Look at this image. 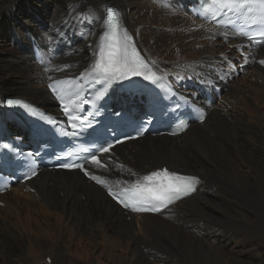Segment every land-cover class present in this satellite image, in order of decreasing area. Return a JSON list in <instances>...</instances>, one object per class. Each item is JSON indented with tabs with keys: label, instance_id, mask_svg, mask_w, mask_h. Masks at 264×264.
I'll use <instances>...</instances> for the list:
<instances>
[{
	"label": "bare ground",
	"instance_id": "bare-ground-1",
	"mask_svg": "<svg viewBox=\"0 0 264 264\" xmlns=\"http://www.w3.org/2000/svg\"><path fill=\"white\" fill-rule=\"evenodd\" d=\"M186 2L0 0V98L14 90L58 113L46 85L93 70L113 5L152 71L206 115L180 136L116 147L107 169L90 167L101 183L40 169L11 186L0 195V264H264V43L194 18ZM14 33L29 42L12 46ZM15 127L13 137H27ZM162 166L197 177L194 194L155 216L105 195Z\"/></svg>",
	"mask_w": 264,
	"mask_h": 264
},
{
	"label": "snow or ice",
	"instance_id": "snow-or-ice-1",
	"mask_svg": "<svg viewBox=\"0 0 264 264\" xmlns=\"http://www.w3.org/2000/svg\"><path fill=\"white\" fill-rule=\"evenodd\" d=\"M213 6L219 9L227 7L230 10L245 12L251 19V23L259 29L256 35L264 37V0H213ZM103 23L105 31L98 45L97 59L93 67L95 73L109 81L125 79L129 76H142L145 80L153 83L161 79L156 72L152 71L149 63L140 56L131 44V38L126 30L122 29L117 11L108 9ZM248 38L254 39L253 36ZM260 63L264 64V60H261ZM49 87L52 88L53 92L57 91V88L53 85H49ZM66 93L71 95L70 90H66ZM64 112L70 122L77 119V117L70 114L68 107L64 108ZM71 127L75 128L77 125L71 123ZM112 147V145H109L103 148L102 151L107 153ZM91 162L97 165L101 163L95 155L92 156ZM63 166L65 168H83V165L65 164ZM32 175H35V173L33 172ZM198 183L199 180L195 176L179 175L167 169H161L142 177L130 188L125 189V195L130 197L127 202L111 192L109 194L113 195V198L125 207L131 208L132 211L158 212L196 191Z\"/></svg>",
	"mask_w": 264,
	"mask_h": 264
},
{
	"label": "rangeland",
	"instance_id": "rangeland-1",
	"mask_svg": "<svg viewBox=\"0 0 264 264\" xmlns=\"http://www.w3.org/2000/svg\"><path fill=\"white\" fill-rule=\"evenodd\" d=\"M107 6H112V7H114L113 5H107ZM115 8V7H114ZM9 20H11L10 18H9ZM6 22H8V21H6ZM12 34V33H11ZM23 38H25L26 40H27V42H29V40H30V36H29V33H27L26 34V36L25 37H23V36H20V38H16V34L14 33L13 34V39L11 40V44H12V46L15 44L16 45V43H19V42H21V40L23 39ZM29 38V39H28ZM225 49V48H224ZM31 50H32V53L34 54V51H33V48L31 47ZM242 67V66H241ZM234 78L235 79H238V75L236 76H234ZM250 80L252 81V82H254L256 79H255V77H251L250 78ZM242 81V80H241ZM229 82H231V80H229ZM249 83H251V82H249ZM255 83V82H254ZM254 83H252V84H254ZM46 87H47V85H46ZM7 94V96H16V97H20V98H22V99H24V100H27L28 101V98H26V97H24V96H22L20 93H17V92H15L14 90H12V91H10V92H8V93H6ZM252 98V97H251ZM30 102V101H29ZM32 103V102H31ZM32 104H34V103H32ZM34 105H37V104H34ZM38 106V105H37ZM24 209V208H23ZM129 221V220H128ZM69 247H70V245H69ZM46 262H49V260H47Z\"/></svg>",
	"mask_w": 264,
	"mask_h": 264
}]
</instances>
